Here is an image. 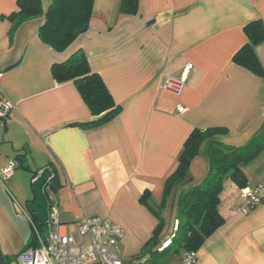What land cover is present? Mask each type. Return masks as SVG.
<instances>
[{
	"label": "crops",
	"instance_id": "0c3cea01",
	"mask_svg": "<svg viewBox=\"0 0 264 264\" xmlns=\"http://www.w3.org/2000/svg\"><path fill=\"white\" fill-rule=\"evenodd\" d=\"M16 1L0 0V99L14 104L10 117L0 120V171L10 161L18 164L10 178L0 179V251L15 260L30 243L32 229L17 212L30 214L31 173L48 169L56 186L47 197L56 207L55 229L81 242L80 220L107 219L124 232L121 255L132 257L158 225L140 197L149 192L161 206L188 135L226 130L200 145L188 170L195 184L207 175L212 141L243 146L264 122V77L232 61L247 42L244 27L264 24V0H139L136 15L123 14L121 0H93L88 30L63 52L38 38L52 0H41L42 16L10 34ZM77 50L120 109L96 128L73 125L94 118L74 83H57L51 74L53 64ZM254 51L264 69V43ZM186 65L181 93L162 91L164 80L180 77ZM244 170L246 188L263 184L264 152ZM240 190L225 182L224 224L196 252L194 264H264V202L242 212ZM165 214L173 226L165 232L164 222L161 246L175 224L172 193L163 220ZM182 256L161 264H181Z\"/></svg>",
	"mask_w": 264,
	"mask_h": 264
},
{
	"label": "trees",
	"instance_id": "16d2710c",
	"mask_svg": "<svg viewBox=\"0 0 264 264\" xmlns=\"http://www.w3.org/2000/svg\"><path fill=\"white\" fill-rule=\"evenodd\" d=\"M138 1L121 0L120 11L123 14L136 15ZM92 6L93 0H52L38 30L39 40L56 52L65 51L77 37L88 30ZM16 7V12L8 17L11 23L10 34L22 23L42 16L41 0H17ZM244 34L247 42L234 54L232 61L254 75L264 77V69L254 51L256 46L264 43V24L260 21L251 22L244 27ZM51 74L57 83H74L94 118L73 125L83 129L96 128L119 113V107L115 105L101 78L90 71L82 50L73 52L63 62L53 64ZM225 133L226 130L221 128L194 129L183 143L176 169L165 182L161 206L154 203L149 192H144L140 197V203L157 219L158 225L141 248L137 259L143 261L139 264H161L169 254L179 256L181 253H196L206 239L224 224V218L219 211L220 194L227 181L239 189L247 186L244 169L264 152V122L243 146L234 147L212 141L207 154V175L201 182L192 183L188 170L200 145ZM31 175L33 180L38 172ZM54 181L53 177L47 181L44 193L46 202L49 191L56 187ZM31 186L33 191V183ZM171 193L174 195L177 226L175 230L173 228L169 244L159 251L160 237L164 229L161 213ZM47 206L48 210L52 207L48 202ZM30 216L36 230L45 240L46 222L39 223L34 214ZM31 243H34L33 232L29 244ZM14 263L13 258L3 256L0 251V264Z\"/></svg>",
	"mask_w": 264,
	"mask_h": 264
},
{
	"label": "built area",
	"instance_id": "2783aa9c",
	"mask_svg": "<svg viewBox=\"0 0 264 264\" xmlns=\"http://www.w3.org/2000/svg\"><path fill=\"white\" fill-rule=\"evenodd\" d=\"M191 66L186 65L178 78L167 77L160 89L175 95H179L186 82L187 74ZM14 104L8 99H0V120L5 121L10 117ZM182 111V109H179ZM17 161H10L0 171V179L10 178L17 167ZM40 174V172H39ZM38 174V175H39ZM36 177L33 179V183ZM245 204L242 212L256 207L264 202V183L253 189L240 190ZM17 217L28 224L34 233V243L29 244L15 258V264H123L120 242L124 236L122 228L114 225L107 219L100 217H85L77 223V230L84 241L76 242L71 235L59 233L56 207L53 205L48 210L47 233L45 240L41 237L32 221L30 214L22 209L18 210ZM177 223L174 224V230ZM170 239V238H169ZM169 239L162 244L159 251L169 243ZM196 253H185L181 264H194Z\"/></svg>",
	"mask_w": 264,
	"mask_h": 264
},
{
	"label": "water",
	"instance_id": "95a60500",
	"mask_svg": "<svg viewBox=\"0 0 264 264\" xmlns=\"http://www.w3.org/2000/svg\"><path fill=\"white\" fill-rule=\"evenodd\" d=\"M51 177V172L44 169L40 172L33 183L34 201L29 204L28 210L30 214H34L39 223H45L48 218V206L44 196L47 181Z\"/></svg>",
	"mask_w": 264,
	"mask_h": 264
},
{
	"label": "rangeland",
	"instance_id": "374dc122",
	"mask_svg": "<svg viewBox=\"0 0 264 264\" xmlns=\"http://www.w3.org/2000/svg\"><path fill=\"white\" fill-rule=\"evenodd\" d=\"M164 222H165V224H166V227H165V232H168V231H170L171 229H172V226H173V222H172V219L171 220H169L168 219V216L165 214L164 215ZM168 239V238H167ZM82 241H84V240H82ZM142 248V247H141ZM140 251H141V249H140ZM140 251H138V252H136V254H134V256H132V257H130V256H122L121 255V260L123 261V264H139V263H141V261H140V259L138 258L137 259V257H138V255H139V253H140ZM135 255H137V256H135ZM174 255H172V254H169L167 257H166V259H168V258H171V257H173Z\"/></svg>",
	"mask_w": 264,
	"mask_h": 264
},
{
	"label": "bare ground",
	"instance_id": "6f19581e",
	"mask_svg": "<svg viewBox=\"0 0 264 264\" xmlns=\"http://www.w3.org/2000/svg\"><path fill=\"white\" fill-rule=\"evenodd\" d=\"M168 244H169V243H168ZM168 244H167V245H168Z\"/></svg>",
	"mask_w": 264,
	"mask_h": 264
}]
</instances>
